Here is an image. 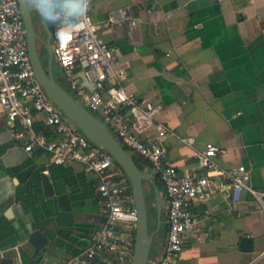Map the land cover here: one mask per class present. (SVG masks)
I'll return each mask as SVG.
<instances>
[{"label":"crops","instance_id":"obj_1","mask_svg":"<svg viewBox=\"0 0 264 264\" xmlns=\"http://www.w3.org/2000/svg\"><path fill=\"white\" fill-rule=\"evenodd\" d=\"M80 3L60 0L57 7ZM92 13L98 21L116 20L104 24L100 36L128 66L127 91L160 105L158 119L176 133L165 143L170 163L180 172L197 170L196 153L215 143L221 149L219 168L245 165L251 187L264 192V0H94ZM38 25L45 29L39 17ZM43 62L49 66L48 54ZM56 64L61 74L54 64L53 71L62 84L63 71ZM121 113L131 120L129 107ZM21 128L0 108V259L63 264L87 247L104 224L99 181L80 163L55 165L43 150L27 153L25 140L17 137ZM36 128L48 132L38 119ZM156 136L155 127L143 135ZM188 136L195 137L193 146L180 141ZM143 170L153 172L148 163ZM42 173L50 178L53 197H45ZM146 187L155 197L153 183ZM159 189L162 223L149 264L161 258L168 232L162 183ZM63 194L70 211L60 208ZM15 197L30 203L29 214ZM191 211L198 223L176 264H264V210L254 194L244 191L233 202L231 191L217 193L195 201ZM38 229L49 239L40 261L29 243ZM244 237L254 239L252 251L241 249Z\"/></svg>","mask_w":264,"mask_h":264},{"label":"built area","instance_id":"obj_2","mask_svg":"<svg viewBox=\"0 0 264 264\" xmlns=\"http://www.w3.org/2000/svg\"><path fill=\"white\" fill-rule=\"evenodd\" d=\"M46 18L53 24L54 58L62 68L69 93L82 105L94 110L131 154L144 158L164 186L167 200L168 232L161 258L156 264H176L185 248L188 234L198 223L191 207L199 199L231 191L233 202L244 191L254 194L264 210V192L251 185V172L245 165L220 169V147L207 143L196 153L197 170L180 172L168 159L165 145L176 133L159 119L161 106L140 101L127 91L128 66L120 61L116 48L100 36L104 24L98 21L90 0L86 13L77 7H57L60 0H40ZM77 21L72 23V19ZM118 22V21H117ZM135 24V21H132ZM88 66L82 68V62ZM83 69L90 91L81 87L77 73ZM129 107L132 118L122 113ZM0 108L10 123L22 126L17 137L24 139V150L31 154L43 150L55 165L80 163L94 174L106 207V219L87 247L63 264H127L132 261L137 232V209L129 178L110 153L88 140L47 96L31 62L24 20L18 0H0ZM37 119L48 132L36 128ZM155 127L153 140L143 137ZM189 146L195 137L180 138Z\"/></svg>","mask_w":264,"mask_h":264},{"label":"water","instance_id":"obj_3","mask_svg":"<svg viewBox=\"0 0 264 264\" xmlns=\"http://www.w3.org/2000/svg\"><path fill=\"white\" fill-rule=\"evenodd\" d=\"M22 12L24 26L26 30V38L28 52L34 67L35 75L44 88L47 96L62 111L64 116L74 123L77 129L95 145L106 150L112 155L116 163L122 167L125 174L129 178L135 206L137 209V232L135 240L134 256L130 264H149L152 248L155 243V236L160 229L162 223L163 204L160 196L157 176L153 172L144 171L139 167L133 155L124 147V145L113 135L109 127L87 107L79 103L56 78L53 71L54 64V32L45 19V12L40 0H35V7L38 17L43 23L47 37L43 38L37 31L35 26L34 13L32 11L29 0H18ZM45 16V18H44ZM43 49L49 56V66L45 67L42 54ZM88 66L87 61L82 62V68ZM77 77L81 78V87H86L90 91L96 89V83H88L83 69L77 73ZM41 181L45 197L50 198L55 194L54 187L51 184L48 175L41 174ZM146 182H152L155 189V200L157 208L158 229L156 232H150V213L147 201ZM13 198V197H12ZM14 201L18 203L25 215L30 213V203L22 201L20 197H15ZM60 208L70 211V203L66 194L58 197ZM49 239L41 230H35L30 234L29 243L35 248L39 254L38 261L44 256V248ZM254 247V239L244 237L241 240V249L243 251H252ZM0 264H14L13 260L7 257L0 259Z\"/></svg>","mask_w":264,"mask_h":264},{"label":"rangeland","instance_id":"obj_4","mask_svg":"<svg viewBox=\"0 0 264 264\" xmlns=\"http://www.w3.org/2000/svg\"><path fill=\"white\" fill-rule=\"evenodd\" d=\"M30 3H31V0H30ZM31 7H32V11L34 13L36 29H37L38 33L43 38H46L47 37L46 31H45V29L39 27V25H38V17H37V14H36V12L34 10V7H33L32 3H31ZM46 13L47 12H45V16H46ZM47 23H48L49 27L51 29H53V24L50 21H48V20H47ZM42 58L43 59H47V53H46V51L44 49H43ZM54 68H55V73L57 75H60L61 71L59 70V68H58V66H57L55 61H54ZM62 85L65 88L69 89L68 83L65 80L63 81ZM89 110L92 113H94L95 115H97V113L94 110H92V109H89ZM147 184H148V182L145 183V187H146ZM146 193H147V201H148L149 213H150V219H149V221H150V232H156L157 229H158V221H157V216H156V205H155L156 204V200H155V197H154L152 191L148 190L147 187H146ZM162 233H163V230L161 231L160 235ZM153 249H155V243H154V246L152 248V251H153ZM130 263H131V261H129L127 264H130Z\"/></svg>","mask_w":264,"mask_h":264},{"label":"trees","instance_id":"obj_5","mask_svg":"<svg viewBox=\"0 0 264 264\" xmlns=\"http://www.w3.org/2000/svg\"><path fill=\"white\" fill-rule=\"evenodd\" d=\"M97 116V115H96ZM127 150H128V148L127 147H125ZM129 151V150H128ZM133 157H134V159H135V161L137 162V164L139 165V167L141 168V169H144V163H147L145 160H144V158L143 157H141V156H137V155H135V154H133ZM118 165V164H117ZM119 166V165H118ZM119 168L124 172V170L122 169V167H120L119 166ZM125 173V172H124ZM127 176V175H126ZM158 185H159V187L161 186V182L159 181V179H158Z\"/></svg>","mask_w":264,"mask_h":264},{"label":"clouds","instance_id":"obj_6","mask_svg":"<svg viewBox=\"0 0 264 264\" xmlns=\"http://www.w3.org/2000/svg\"><path fill=\"white\" fill-rule=\"evenodd\" d=\"M90 0H81L79 11H81L83 14L87 12L89 7ZM31 3L34 5L35 0H31ZM45 18V16H44ZM46 19V18H45Z\"/></svg>","mask_w":264,"mask_h":264}]
</instances>
